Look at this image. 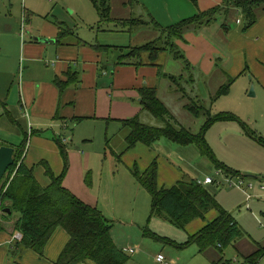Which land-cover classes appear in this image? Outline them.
<instances>
[{"label": "rangeland", "instance_id": "374dc122", "mask_svg": "<svg viewBox=\"0 0 264 264\" xmlns=\"http://www.w3.org/2000/svg\"><path fill=\"white\" fill-rule=\"evenodd\" d=\"M124 1L112 0L114 18L129 17L133 11L136 13V7L134 10L123 6ZM144 5L150 13L155 12V7ZM179 10L185 9L180 6ZM260 10L258 22L246 31L243 29L245 18L236 9L230 10L228 18L224 12L217 15L216 22L207 31L210 35L217 30L216 36L223 38V41H218L221 48L216 49L214 56H210L214 70L204 73L200 67L195 66L191 71L194 73L193 83L189 82L193 79L190 71L186 77L182 60L173 58L169 52L161 53L158 63H162L164 72L186 74L184 79L179 80V87L185 90L175 89L178 84L173 81L175 86L171 80L166 79H159L156 85L160 98L170 106L177 119L193 132H199L207 121L208 110L215 116L226 113L237 117L213 124L206 131V141L219 162L235 172L239 171L246 180L255 183V187L248 192L253 195L252 199L242 189L230 187L225 180L226 174L220 172L217 165L196 144L182 145L162 138L152 145L137 144L127 149L128 128L114 117L107 120H82L77 126L71 122V127L65 130L74 144L80 146L76 149L90 155V166L86 174L87 191L97 197L95 207L111 222L110 230L115 244L129 256L126 264H163L157 260L161 253L173 264H211V260L222 259L215 248L202 255L197 244L184 246L188 233H191L189 229L175 227L163 216L151 217L152 198L146 188L135 180L133 168L136 164L143 170L154 160L158 162L160 170L159 182L167 188L178 180L195 178L203 182L206 177L213 178L214 183H205L204 186L217 196L223 208L234 213L251 239L264 242V196L259 188L264 182V143L259 142L260 139L264 140V9ZM153 15L163 26L181 21L176 15ZM239 19L241 23H238ZM224 23L230 27L229 32L223 28ZM6 24L12 26L13 32L2 30ZM58 24L70 31L71 34L66 37L69 43L84 41L90 46L110 45L109 52L102 51L109 79L116 75L120 67L117 59L122 55V48L118 47L139 46L152 39L150 32L145 29L131 33L114 20L102 23L91 0H0V50H4L0 55V63L3 59L13 60L10 70L12 85L15 83L19 87L25 75L28 65L22 58L25 55V43L31 42L35 36H42L40 34L43 30L54 31ZM191 33V38L187 32L184 39L180 40L183 45L190 41L198 43L197 36L202 31L192 30ZM258 37L259 42L256 39ZM207 41L210 46H214ZM46 46H49L46 60L52 62L51 57L56 56V46L51 43ZM180 49L186 54L183 46L180 45ZM223 84H230V90L215 97ZM96 91L99 97L103 95L100 89ZM191 101H196L198 108L203 110L200 117L187 110ZM141 121L153 126L164 124L145 110H142ZM242 123L252 128L256 138L247 134ZM28 139L27 148H30L32 139ZM69 146H73L71 142L67 150ZM43 168L42 165L36 167V176L44 185ZM211 216L216 217L217 211L212 209L205 219L197 220L207 222ZM152 234L166 237L168 241L160 240ZM130 248L136 253H128ZM0 250L4 251L0 255V264H30L28 258L18 260L16 255L10 253L8 246L0 245ZM223 257L231 262L237 260L236 264H246L243 255L234 246L226 248Z\"/></svg>", "mask_w": 264, "mask_h": 264}, {"label": "trees", "instance_id": "16d2710c", "mask_svg": "<svg viewBox=\"0 0 264 264\" xmlns=\"http://www.w3.org/2000/svg\"><path fill=\"white\" fill-rule=\"evenodd\" d=\"M91 1L100 14L102 23L105 24L114 20L121 28H128L131 33L144 31L143 29L150 32L149 36L152 39L140 43L139 46L118 47L119 49L122 48V55L118 57L117 65H133L139 68L146 65L145 58H147L149 61L147 65L157 66L160 76H165L171 82L174 81L178 84L177 87L173 82L177 90H185L179 87V80L184 79L185 75L195 68L187 55L181 51L180 45L177 43L178 40L184 39L189 31L200 32L206 26L214 24L218 14L224 12L228 18L231 9H236L243 14L245 18L243 29L246 31L258 22L260 9H264V0H223L221 5L208 10H201L198 14L170 26H163L140 0H125L122 5L131 7L130 9L136 7L137 14L133 11L131 16L122 18L113 17L112 0ZM191 1L195 5H199V0ZM222 26L227 32L230 31V27L226 23ZM61 31L60 38H63L67 32L64 29ZM109 47L110 45L99 48L108 52ZM164 52H169L173 58L182 60L186 74L176 75L164 72L163 66L158 63L159 55ZM191 73L190 77L193 79L189 82L193 83L194 73ZM66 75L68 79L61 80L59 78L56 80L61 92L79 80L76 71L73 69L66 72ZM230 84L221 85L215 97L227 93L230 90ZM140 105H142L143 111L145 110L155 119L163 121L164 124L149 125L145 121H141V114L122 120L124 127L128 128L127 149H131L139 143L152 145L162 138L182 145L196 144L203 154H207L217 165L219 171L222 170L226 175L242 176L239 171L235 172L216 159L205 135L213 124L220 120H234L237 118L235 115L221 113L215 116L208 110L207 121L199 132H193L177 119L170 106L166 105L160 98L157 86L145 85L141 88ZM187 110L196 117H200L203 112L201 108H198L196 101L188 103ZM242 124L247 134L256 138L252 128H249L245 123ZM55 139L64 159V172L61 175H56L50 165L46 161H42L40 164L45 167L46 174L50 179L48 185H43L36 176L35 167H30L25 163L23 155L25 147H23L16 152V162L8 169V173L0 184V189H6L1 191L4 193L2 195L5 210L3 216H11L14 213H18L20 216L15 225V230L23 234L22 240L17 244L18 247L29 248L39 255H44L46 245L55 230L62 227L69 233L70 239L56 261L57 264H80L86 260L94 261L96 264H126L129 256L115 244L110 230L111 222L105 214L99 208L78 198L63 185V180L69 170V154L67 146L62 140L60 138ZM259 142L264 143V140L260 139ZM108 146L109 141H107ZM134 167V178L137 183L146 188L152 198L151 217L163 216L175 227L185 229L192 220L205 219L207 213L214 209L218 212V216L207 223L201 231L191 235L184 246L197 244L201 253H206L211 248L217 249L222 259L214 261L213 264L237 263V260L232 262L225 260L224 252L226 248L235 246L236 241L244 236L245 231L234 214L223 208L217 196L195 178L177 181L170 188L160 187L158 182L159 167L156 160L143 172L136 165ZM6 209L10 211H6ZM152 235L160 240L168 241L165 237ZM263 257L264 248L261 247L253 254L246 256V262L256 264Z\"/></svg>", "mask_w": 264, "mask_h": 264}, {"label": "crops", "instance_id": "0c3cea01", "mask_svg": "<svg viewBox=\"0 0 264 264\" xmlns=\"http://www.w3.org/2000/svg\"><path fill=\"white\" fill-rule=\"evenodd\" d=\"M140 1L143 4L155 7V12H151L152 14L164 17L168 14L176 15L181 21L198 14L201 10H208L223 3V0H199V5L194 6L191 0ZM180 6L185 10L180 11ZM210 26H206L201 30L202 33L197 36L199 38L198 43H191L190 41L183 45V42L178 40L179 45L185 48L186 55L192 64L200 67L204 73L214 70V64L210 56H214L215 54L213 53L216 52V49L221 48L218 41H223V38L221 39L219 35L216 36L217 30L215 34L209 35L207 33L211 29ZM3 29L7 32H13L10 24L4 25ZM61 30H63V25L58 24V28L54 31L43 30L40 34L42 35L40 37L56 39L55 43H51L56 46V56L51 57L52 62L46 60L49 46H46L45 43L34 38L31 42L25 43V55L23 54V57H21L28 62V65L19 87L15 83L12 85L13 78L10 70L13 60L3 59L0 63L2 77L0 80V146L9 145L15 147L17 152L23 147H25L24 149L27 148L29 137L32 142L30 148L28 147L23 153L25 163L30 167H35L36 170V167L40 166L42 161H46L56 175H61L64 172V159L55 138H60L65 146H68L71 142L73 146H69L68 150L70 156L69 170L63 180V185L65 188L70 189L78 198L95 206V202L98 199L93 193L87 191L86 186L90 155L85 152L80 153V150L76 149L80 146L74 144V140L65 134V130L70 128L72 123L77 126L82 120H107L114 117L122 121L137 116L142 112V105L139 106L141 88L145 85L156 87L159 79H170L160 76L157 66L147 65L149 64L147 58H145L146 65H142L139 68L133 65H119L116 75L114 74L109 79L108 67L102 60V51L105 50L99 48L103 45L90 46L84 41L69 43L66 41V37L71 34L70 31L66 30L67 34L60 38ZM188 34L190 38L193 36L191 31ZM256 39L259 42L260 37ZM207 40L212 42L214 46H210ZM7 42L8 40L6 44ZM3 53L4 50L1 49L0 55ZM160 64L162 65V63ZM48 66H51L52 69ZM45 67H48V69ZM71 69L76 71L79 80L61 92L56 80L59 78L61 80L68 79L66 72ZM101 85L102 87H100ZM98 89L103 92L100 97L98 96V91H96ZM115 97L117 98L115 99ZM121 98L127 99L123 100ZM136 102L139 104L137 105ZM149 165L143 170L139 169L143 172ZM43 170L45 174L44 185H48L50 179H47L45 168ZM237 176L239 175L233 177L236 178ZM159 185L160 187H165L160 182ZM213 216L207 222L198 221L197 219L199 218L192 220L185 227L191 232L188 233L187 240L191 235L205 228L207 223L213 221L218 216V212L216 217ZM19 218L18 213H14L11 216H3L0 225V245L3 247L8 246L10 253L16 255L18 260L23 257L28 258L30 264H57L56 261L70 239L69 233L62 227H58L47 243L44 255H39L32 249L18 247L17 244L20 240L10 242L19 233L15 230V225ZM244 231V236L236 241L234 247L243 255L246 262V256L253 254L261 247L264 248V242L256 241L253 238L252 240L250 234L245 229ZM130 249L127 250L128 253H136L135 250L131 252ZM3 252V250H0V255ZM200 254L203 255L205 253L200 252ZM88 261L80 264H91ZM213 262L211 260L210 263L213 264ZM246 264L249 263L246 262ZM256 264H264V257Z\"/></svg>", "mask_w": 264, "mask_h": 264}, {"label": "built area", "instance_id": "2783aa9c", "mask_svg": "<svg viewBox=\"0 0 264 264\" xmlns=\"http://www.w3.org/2000/svg\"><path fill=\"white\" fill-rule=\"evenodd\" d=\"M238 23H241L240 19L238 20ZM221 171L222 170H220V172ZM225 180L227 181V184L230 187H233V188L238 187V188L242 189L248 195V197L250 199L253 197V195H250L248 193L249 190H252L255 187V183L253 181H248L243 176H237L236 178L233 176H226ZM200 182L203 184H205V183L210 184V183H214L215 181L213 180V178L206 177L203 182L202 181H200ZM259 188H260L262 195L264 196V182H262L260 184ZM5 190L0 189V224L2 223L3 215L5 213V210L3 208V202H2V195H4V193L1 191H5ZM22 238H23V234L21 232H19L13 237V239L10 242H13L14 240H20L21 241ZM130 251L134 252V249L131 248ZM157 260H158V262L163 263V264H173V261H170L169 259H167L165 257V255L162 253L157 256ZM232 264H235V263H232Z\"/></svg>", "mask_w": 264, "mask_h": 264}, {"label": "water", "instance_id": "95a60500", "mask_svg": "<svg viewBox=\"0 0 264 264\" xmlns=\"http://www.w3.org/2000/svg\"><path fill=\"white\" fill-rule=\"evenodd\" d=\"M33 38L45 44L56 42V39L54 38H48V37L44 38L40 36H35ZM252 93H254L253 89H252ZM15 154H16L15 147L9 145L0 146V184L2 183L6 174L8 173V169L15 164L16 162ZM6 211H10V210L6 209Z\"/></svg>", "mask_w": 264, "mask_h": 264}]
</instances>
